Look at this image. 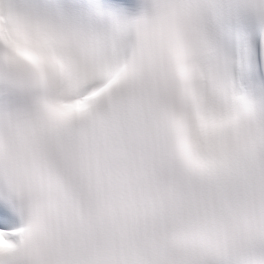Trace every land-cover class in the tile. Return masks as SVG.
<instances>
[{
    "label": "snow or ice",
    "instance_id": "1",
    "mask_svg": "<svg viewBox=\"0 0 264 264\" xmlns=\"http://www.w3.org/2000/svg\"><path fill=\"white\" fill-rule=\"evenodd\" d=\"M0 264H264V0H0Z\"/></svg>",
    "mask_w": 264,
    "mask_h": 264
}]
</instances>
